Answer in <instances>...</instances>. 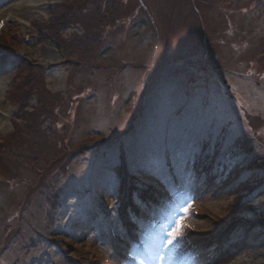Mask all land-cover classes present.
Here are the masks:
<instances>
[{"label": "rangeland", "instance_id": "rangeland-1", "mask_svg": "<svg viewBox=\"0 0 264 264\" xmlns=\"http://www.w3.org/2000/svg\"><path fill=\"white\" fill-rule=\"evenodd\" d=\"M25 1L0 0L9 48L0 46V182L6 167L17 175L0 188V264H264V0H118L121 17L96 33L103 43L87 72L55 41L87 34L63 12L94 0L1 15ZM27 72L44 77L46 98L64 102L50 105L53 119L34 97L18 110L14 89ZM21 122L63 139L53 161L65 158L47 181L62 185L53 222L20 185L43 170L8 163ZM208 137L225 141L223 151L195 183L200 155L213 153L202 149ZM128 146L133 162L123 161ZM112 156H123L122 172ZM178 220L183 235L161 247Z\"/></svg>", "mask_w": 264, "mask_h": 264}, {"label": "trees", "instance_id": "trees-1", "mask_svg": "<svg viewBox=\"0 0 264 264\" xmlns=\"http://www.w3.org/2000/svg\"><path fill=\"white\" fill-rule=\"evenodd\" d=\"M119 5L120 3H118V0H94L93 4L86 9L81 8L79 10H71L72 8L70 7L68 12H63L64 17L67 18L68 21H70L72 24L81 25L83 28H85L87 34L85 36L76 37L70 46H66L65 44L59 46L54 40L58 53L64 58L65 56H68L69 59H72V64L74 66L82 68L85 72L89 71L88 68L96 65L93 63V60L100 49L101 44L103 43V41L96 40V33L98 31L104 30L105 27L107 28L108 25L115 21V19L121 17ZM1 47L4 48L3 50L9 49L4 45ZM32 74L27 72L25 79L20 84L15 86L14 94H20V104L24 106V108L21 109L20 106H18V110H20L21 113L27 112L29 101L32 97H34L37 99V105H40L43 117L46 119H53L50 105L54 101L59 102V104L64 102H61V99L56 101V96L46 98L44 94L46 91L44 77L38 76V78H36ZM60 107L61 106H59V108ZM21 123L25 124L24 130H22V132L18 131L17 134H13L10 138H8V141L12 140V145L9 148L10 150L7 152L9 156L8 163H15L18 165V167H21L28 165L31 161V168L37 166L34 171L31 170L32 173L29 171L33 175L38 168L43 170L42 178L38 183L33 184L34 181H24L21 182L20 185H24L27 189V192H29V195L26 198V204H38L39 208L43 212L49 213L51 209H55L57 207L60 201L57 196L61 191L60 188L62 189V185L57 184V181L55 184L51 185L48 184L47 181L52 175L59 171L60 165L65 158L64 157L58 163L53 161L57 158V152H59L61 149H58V146L62 147L64 144L62 142L63 139L57 133V135H53L57 137L55 138L57 140L52 141L53 139L52 136L49 135L48 129H42L43 127L41 122ZM217 139L220 140V137H217ZM224 142L225 141L223 140L219 143L216 142V155L219 153V151H221L220 147L222 146L220 145L224 144ZM15 144L19 145L16 146ZM2 147L3 146H1L0 149ZM136 150L137 149L134 146H130L127 150V157H131L132 162L134 160V153ZM114 159L115 157L112 156V163H114L117 169L122 172L123 169L121 156L119 159ZM15 170L16 172L20 173L17 168H15ZM2 174L4 176V178H2L4 181L0 183V188L10 184L12 185L15 182L14 178L17 175H11L8 167H6L5 172L3 171ZM47 193L54 194V196L50 200L47 198L44 199V196H46Z\"/></svg>", "mask_w": 264, "mask_h": 264}, {"label": "bare ground", "instance_id": "bare-ground-1", "mask_svg": "<svg viewBox=\"0 0 264 264\" xmlns=\"http://www.w3.org/2000/svg\"><path fill=\"white\" fill-rule=\"evenodd\" d=\"M44 1L45 0H34V1L28 0V1H25L23 3H19V4H16V5L10 6V7H6L1 12V15L8 16V15H10L12 13L28 14V13H30L33 10L36 9V7L33 5V3L37 4V3L44 2ZM1 124H2V119H0V132H1V128H2Z\"/></svg>", "mask_w": 264, "mask_h": 264}, {"label": "snow or ice", "instance_id": "snow-or-ice-1", "mask_svg": "<svg viewBox=\"0 0 264 264\" xmlns=\"http://www.w3.org/2000/svg\"><path fill=\"white\" fill-rule=\"evenodd\" d=\"M187 211L188 209L185 208L184 212L187 213ZM182 235H183L182 225L178 220L175 224V227L170 228L167 231V233L161 237V241H162L161 247H167V248L173 247L176 241L178 240V238L181 237Z\"/></svg>", "mask_w": 264, "mask_h": 264}]
</instances>
